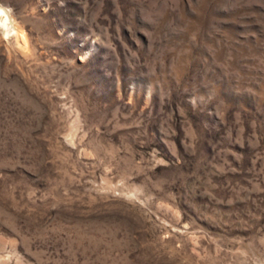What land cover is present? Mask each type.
Wrapping results in <instances>:
<instances>
[{
	"label": "rangeland",
	"instance_id": "374dc122",
	"mask_svg": "<svg viewBox=\"0 0 264 264\" xmlns=\"http://www.w3.org/2000/svg\"><path fill=\"white\" fill-rule=\"evenodd\" d=\"M0 6V264H264V0Z\"/></svg>",
	"mask_w": 264,
	"mask_h": 264
},
{
	"label": "bare ground",
	"instance_id": "6f19581e",
	"mask_svg": "<svg viewBox=\"0 0 264 264\" xmlns=\"http://www.w3.org/2000/svg\"><path fill=\"white\" fill-rule=\"evenodd\" d=\"M0 12L3 13V15L0 16V27L3 28L5 37L9 39V41L13 44V46L15 45V47L24 46L23 32L20 30L21 28L19 29L18 26H16V22H13L9 12L2 6H0Z\"/></svg>",
	"mask_w": 264,
	"mask_h": 264
},
{
	"label": "snow or ice",
	"instance_id": "6c2138e0",
	"mask_svg": "<svg viewBox=\"0 0 264 264\" xmlns=\"http://www.w3.org/2000/svg\"><path fill=\"white\" fill-rule=\"evenodd\" d=\"M3 15V13L2 12H0V16H2Z\"/></svg>",
	"mask_w": 264,
	"mask_h": 264
}]
</instances>
